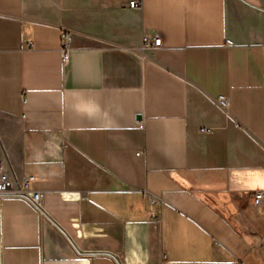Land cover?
Masks as SVG:
<instances>
[{"label":"crops","instance_id":"crops-1","mask_svg":"<svg viewBox=\"0 0 264 264\" xmlns=\"http://www.w3.org/2000/svg\"><path fill=\"white\" fill-rule=\"evenodd\" d=\"M130 1L0 0V264H264V0Z\"/></svg>","mask_w":264,"mask_h":264},{"label":"built area","instance_id":"built-area-1","mask_svg":"<svg viewBox=\"0 0 264 264\" xmlns=\"http://www.w3.org/2000/svg\"><path fill=\"white\" fill-rule=\"evenodd\" d=\"M129 6L131 8H137L142 6V1L140 0H132L130 1ZM69 35L63 33V62H67L69 59V45H68ZM162 39L161 37H151L149 35H145L143 37V43L141 47V51L146 53L147 51H153L161 45ZM150 52V53H151ZM217 102L219 105L224 108H229V99L226 96H219L217 98ZM138 127H144L143 122L137 123ZM203 132L207 131V129L203 128ZM34 179L33 175H29L21 180H18L16 177L11 176L8 172H2L0 174V195H13L20 197L29 201L36 209L39 211H43V194L40 191L34 190L30 187L31 181ZM152 201V203L159 204L161 200L156 196H153L149 193L146 194ZM253 203L257 207L264 208V190H258L254 193ZM153 216L158 217L159 214L156 211H153Z\"/></svg>","mask_w":264,"mask_h":264},{"label":"water","instance_id":"water-1","mask_svg":"<svg viewBox=\"0 0 264 264\" xmlns=\"http://www.w3.org/2000/svg\"><path fill=\"white\" fill-rule=\"evenodd\" d=\"M138 118H141V115H138Z\"/></svg>","mask_w":264,"mask_h":264}]
</instances>
